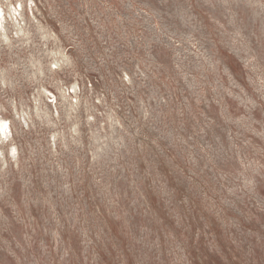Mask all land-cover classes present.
<instances>
[{"label": "rangeland", "instance_id": "rangeland-1", "mask_svg": "<svg viewBox=\"0 0 264 264\" xmlns=\"http://www.w3.org/2000/svg\"><path fill=\"white\" fill-rule=\"evenodd\" d=\"M0 120V264H264V0H0Z\"/></svg>", "mask_w": 264, "mask_h": 264}, {"label": "bare ground", "instance_id": "bare-ground-1", "mask_svg": "<svg viewBox=\"0 0 264 264\" xmlns=\"http://www.w3.org/2000/svg\"><path fill=\"white\" fill-rule=\"evenodd\" d=\"M8 128H9V125L7 123V120H0V129L4 130L5 132Z\"/></svg>", "mask_w": 264, "mask_h": 264}]
</instances>
